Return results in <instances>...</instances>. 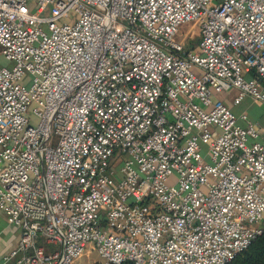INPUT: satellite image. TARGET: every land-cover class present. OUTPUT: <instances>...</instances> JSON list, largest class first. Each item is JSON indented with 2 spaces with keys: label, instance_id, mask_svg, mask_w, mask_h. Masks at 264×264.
<instances>
[{
  "label": "built area",
  "instance_id": "obj_1",
  "mask_svg": "<svg viewBox=\"0 0 264 264\" xmlns=\"http://www.w3.org/2000/svg\"><path fill=\"white\" fill-rule=\"evenodd\" d=\"M1 56L0 264H225L264 230V127L225 102L264 103V0H0Z\"/></svg>",
  "mask_w": 264,
  "mask_h": 264
},
{
  "label": "crops",
  "instance_id": "obj_2",
  "mask_svg": "<svg viewBox=\"0 0 264 264\" xmlns=\"http://www.w3.org/2000/svg\"><path fill=\"white\" fill-rule=\"evenodd\" d=\"M242 103V111L248 114V119L255 124L264 127V103L252 102L247 96L242 98L238 104ZM239 108V106H238ZM15 228L11 226L5 216L0 213V252L8 248L13 241V233ZM13 231V233H12Z\"/></svg>",
  "mask_w": 264,
  "mask_h": 264
},
{
  "label": "rangeland",
  "instance_id": "obj_3",
  "mask_svg": "<svg viewBox=\"0 0 264 264\" xmlns=\"http://www.w3.org/2000/svg\"><path fill=\"white\" fill-rule=\"evenodd\" d=\"M28 6L30 7V9H33L34 8V3L33 2L29 3ZM178 29H179L180 33H185L186 35L191 30H193V29L195 30L194 26L191 25V22H182L181 24H179ZM178 34L179 33H177L176 39L178 38L179 40H182L183 37H180ZM198 38H199V31L197 29L195 34L192 37V40H191L193 45L196 44ZM0 63L1 64H6L7 63V61H6L4 56L0 57ZM232 98H233L232 97V93H230L227 97H225L226 104H228L231 107L232 111L235 112V113L242 111L241 110L242 109V103L241 104H238V103L233 104L232 103ZM238 106H239V108H238ZM0 213H2V212L0 211ZM12 233H13V231H12ZM16 233H17L16 230H14L13 235H15ZM78 260H79V264H92V263H95V262L101 263L100 260L98 259V254L96 253V251H89L86 257H81Z\"/></svg>",
  "mask_w": 264,
  "mask_h": 264
},
{
  "label": "trees",
  "instance_id": "obj_4",
  "mask_svg": "<svg viewBox=\"0 0 264 264\" xmlns=\"http://www.w3.org/2000/svg\"><path fill=\"white\" fill-rule=\"evenodd\" d=\"M92 264L103 263L95 262ZM225 264H264V230Z\"/></svg>",
  "mask_w": 264,
  "mask_h": 264
}]
</instances>
